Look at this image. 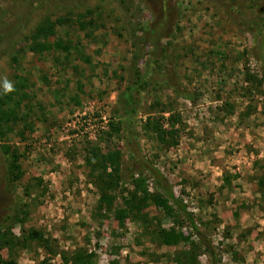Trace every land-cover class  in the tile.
Instances as JSON below:
<instances>
[{"label": "rangeland", "instance_id": "374dc122", "mask_svg": "<svg viewBox=\"0 0 264 264\" xmlns=\"http://www.w3.org/2000/svg\"><path fill=\"white\" fill-rule=\"evenodd\" d=\"M80 12L84 15L78 17ZM58 17L64 21L45 39L48 48L32 50L37 27ZM67 36L80 46L79 54L71 51L66 57L54 46L57 37ZM261 38L259 58L254 48ZM261 76L264 0H0V116L17 112L16 119L0 123V144L25 152L24 175L9 182L0 206L7 194L19 204L29 202V216L16 221L12 232L21 236L23 227L28 235L41 230L60 246L50 255L38 240H22L24 245L0 248V254L16 264H36L41 258L67 264L70 248L78 244L96 252L95 264H176L184 243H159L147 230L175 227L198 240L171 200L167 214L142 197L141 211L125 216L122 224L113 212L100 222L90 215L98 193L86 182V148L98 143L102 152L120 149L123 170L129 165L126 127L122 123L116 135L87 137L72 135L67 122L77 112L96 110L124 120L123 92L140 82L134 91L140 102L137 140L193 213L217 253L216 264H264V194L257 184L264 165L255 168L256 159L264 164ZM171 79L192 97L177 96ZM258 79L260 86L245 92L244 86ZM147 116H163L164 129L174 124L176 143L162 144L144 130ZM29 176H41L44 191L25 195L22 183ZM134 177L139 183L144 179L140 188L160 193L149 172L136 170ZM134 186L127 184V193ZM120 192H113L114 205L122 207ZM198 250V264H210L208 254Z\"/></svg>", "mask_w": 264, "mask_h": 264}, {"label": "trees", "instance_id": "16d2710c", "mask_svg": "<svg viewBox=\"0 0 264 264\" xmlns=\"http://www.w3.org/2000/svg\"><path fill=\"white\" fill-rule=\"evenodd\" d=\"M83 15V12L77 14L78 17ZM63 21L64 20L61 17H58L55 20L47 23L46 26L37 27V29L31 36L32 45L30 46V48L34 51L41 52L44 49H47L48 43L45 39L48 37L49 33L54 32L56 24H61ZM54 46L56 48H59L60 51L64 52L66 57L70 55L71 51H74L78 54L80 53V46L76 43L72 45L71 37L68 36L65 38L57 37L54 41ZM262 46L263 40L261 38L257 41L256 47L254 48L256 56L259 58L262 57L260 56ZM152 47H156L154 42H152ZM88 59L89 57L86 58V60ZM245 78L250 79V75L247 74ZM261 78H264V76H261ZM261 80L262 79L253 81L250 80V82H248L249 84L247 86H244L245 92H248L253 87L252 85H254V87H259L262 83ZM167 81H169V85L172 86L177 96H181L185 99L192 97L185 88H182V86H180L179 84H175L172 79ZM22 83L23 85L25 84L23 81ZM139 86L140 82L128 84L125 91L123 92L124 120L115 121L109 118L107 127L105 129H101L97 133L98 136H110L113 134L116 135L121 129L120 125L122 123L125 124L127 133L124 140L126 148L128 150L129 165H127L123 170L121 169L120 149H113L107 152H102L101 146L98 143L91 144L86 148L84 156L86 182L92 183L96 187L98 193L96 203L92 211L90 212V215L92 218L99 221L100 217L105 218L109 215L110 212H113L118 224H122L124 222L125 216L138 215V213L141 211V209L143 208L142 197H150L153 205L162 208V210L166 211L167 214H170L172 212V207L169 204V200H171V202L178 208V211L182 212L185 221L192 228L198 240L194 241L189 239V235H185L181 230H178L175 227H156V229L154 228L152 230H147V233H150L151 237L155 238V240H159V243H184L186 247L181 249V251L174 257L176 264H198V261L196 260V257L199 253L198 249H203L208 254L210 264H216L217 253L215 252V249L210 240L207 239L198 228L193 213L186 209V206L182 203L180 198L174 194L172 186L167 181L165 176L143 154L141 145L137 140L139 136L137 130V114L140 102L139 98L134 94L135 90L138 91ZM25 93L26 92H23L22 97L26 96ZM74 97L75 96H71V99H75ZM20 99L21 98L15 101L16 108L19 107V109L20 105L22 104ZM1 102L2 100H0V103ZM24 108L29 110L30 107L25 103ZM25 116L26 113L22 114V118H24ZM16 117L17 112H2L0 116V123L5 122L8 124L13 119H16ZM162 118L163 116H147V119L144 120L142 127L144 128V130L148 129V131L154 133L157 141L162 144L165 143V145H168L169 143H176L175 135L177 134L178 130L174 128V124H172L169 129L161 128L160 120ZM27 152L28 150L26 151V153ZM23 157H25V152H20L19 146L11 147L9 144H0V194H2V192L4 191L8 192L9 182L21 181L22 176L24 175V170L21 167V160ZM256 160L257 161L255 162V168H257V166L262 167L264 165L263 162L260 161V159ZM136 170H144L149 172L156 180V182L159 183L157 185L160 186V193L158 192L150 194L145 190L144 187L140 188V184H143L144 179L141 178V183L138 182V179L134 177V173L136 172ZM224 181L225 183H228L229 177L225 176ZM43 183L44 180L41 176H29L22 183L23 193H25V195H30L29 193H31V191L40 189L42 187H44V191L45 185ZM129 183H134L135 186L133 190L127 193L126 187ZM257 184L259 187V191L264 194L263 173L259 174ZM117 188L119 191H121L120 194L123 198L122 200L124 204L122 207L114 205L116 203L115 200L117 194L113 192ZM140 189H143L142 195L139 194L141 191ZM124 193H126V196L124 195ZM6 199V203H4L2 207L0 206V248L6 247L8 248V251H12L16 249V246H20L21 244L24 245L29 241L38 240V242L36 243L38 244V247L43 248V250L50 253V255L56 254L59 251L60 246H57L53 239L44 236V232L41 230H35L33 234L28 235L27 228L23 227L21 229V236H17L12 232L11 229L16 221H24L23 219L29 216V202H22L19 204L14 201V198L11 195L8 194ZM139 215L141 219H146L145 212H141ZM176 221L179 222L180 219H177ZM97 231L99 232V230ZM22 240L25 243L22 242ZM88 241L89 237L86 236L84 238V242L88 243ZM95 257L96 252L94 250H88L87 246L76 244L70 250L68 258L66 257V261L70 262L71 264H95ZM0 264H16V261L12 257L7 258L4 255L0 254ZM36 264L53 263H51L47 258H41L39 260H36Z\"/></svg>", "mask_w": 264, "mask_h": 264}, {"label": "built area", "instance_id": "2783aa9c", "mask_svg": "<svg viewBox=\"0 0 264 264\" xmlns=\"http://www.w3.org/2000/svg\"><path fill=\"white\" fill-rule=\"evenodd\" d=\"M108 115L105 111L96 110L91 112H77L70 118L68 125H71L72 135H97L101 129L107 127Z\"/></svg>", "mask_w": 264, "mask_h": 264}, {"label": "clouds", "instance_id": "9594fccd", "mask_svg": "<svg viewBox=\"0 0 264 264\" xmlns=\"http://www.w3.org/2000/svg\"><path fill=\"white\" fill-rule=\"evenodd\" d=\"M6 86V88L8 89V90H11V86L10 85H5Z\"/></svg>", "mask_w": 264, "mask_h": 264}, {"label": "crops", "instance_id": "0c3cea01", "mask_svg": "<svg viewBox=\"0 0 264 264\" xmlns=\"http://www.w3.org/2000/svg\"><path fill=\"white\" fill-rule=\"evenodd\" d=\"M73 247H71L70 249H72ZM67 262V261H66ZM67 264H71L70 262H67Z\"/></svg>", "mask_w": 264, "mask_h": 264}]
</instances>
